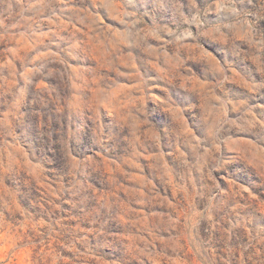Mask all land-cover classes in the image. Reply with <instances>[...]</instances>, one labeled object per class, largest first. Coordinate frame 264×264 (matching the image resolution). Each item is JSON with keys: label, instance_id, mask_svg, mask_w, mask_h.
<instances>
[{"label": "rangeland", "instance_id": "obj_1", "mask_svg": "<svg viewBox=\"0 0 264 264\" xmlns=\"http://www.w3.org/2000/svg\"><path fill=\"white\" fill-rule=\"evenodd\" d=\"M0 264H264V0H0Z\"/></svg>", "mask_w": 264, "mask_h": 264}]
</instances>
